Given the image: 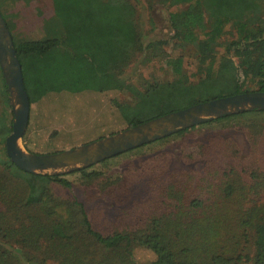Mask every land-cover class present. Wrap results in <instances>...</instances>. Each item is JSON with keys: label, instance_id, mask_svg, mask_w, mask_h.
Instances as JSON below:
<instances>
[{"label": "trees", "instance_id": "obj_1", "mask_svg": "<svg viewBox=\"0 0 264 264\" xmlns=\"http://www.w3.org/2000/svg\"><path fill=\"white\" fill-rule=\"evenodd\" d=\"M8 1L0 0V11ZM52 1L55 14L45 23L46 37L14 40L31 104L51 94L128 91L129 100L116 103V109L128 127H135L242 94L247 80L264 92V0H178L189 8L172 14V38L197 46V78L186 75L183 59L177 58L171 61L179 77L175 82L149 83L137 91L119 75V60L143 46L133 0ZM221 47L225 55L218 59ZM261 114L264 110H248L215 118L98 165L56 175L18 168L4 145L10 129L0 122V264H138V247L153 253L150 264H239L250 260L252 240V264H264V123L249 121L255 145L242 162L233 140L216 137L197 144L188 169L141 159L146 150L214 123L255 120ZM129 154L138 155L141 164L130 160V169L103 193L81 189L85 202L59 197L52 189H72V176L95 188L109 179L101 169ZM5 176L17 182H3ZM94 200L105 207L104 201H111L117 209L98 217L97 207L86 206Z\"/></svg>", "mask_w": 264, "mask_h": 264}, {"label": "rangeland", "instance_id": "obj_2", "mask_svg": "<svg viewBox=\"0 0 264 264\" xmlns=\"http://www.w3.org/2000/svg\"><path fill=\"white\" fill-rule=\"evenodd\" d=\"M133 4L136 9V29L143 46L140 51L126 53L125 60H119L121 78L124 81H129L128 83L133 85L135 91L142 90L149 83H172L179 77L176 75L171 61L182 58L185 74L196 79L197 75H193L197 73L198 69L197 46L195 44H180L177 39L172 38L174 34L172 14L180 15L189 8V3H182L178 0L175 3L161 2L160 0H133ZM1 13L6 16L13 40H40L46 37L45 23L54 17L55 10L52 0H10L3 6ZM204 30L206 29L199 31L200 38H203ZM227 30L231 31L230 27H227ZM229 37L231 38L232 35ZM150 45L151 48H149ZM215 55L218 59L225 55V48H219ZM241 89L242 93H250L256 92L258 88L254 82L247 80L244 81ZM8 91L0 65V122L4 128L10 129L7 138L13 132L15 121L11 95ZM129 98L130 92L128 91L51 94L39 103L31 104L30 124L19 145L27 153L48 155L74 150L86 144L106 139L117 132L130 129L132 127H128L116 109V103H123ZM249 121L264 123V114L257 116L255 120L248 118L231 124L214 123L183 140L166 144L160 148L151 149L152 147H150L151 150H146V154L141 159L143 162L148 160L151 162L160 160L161 163L169 162L171 169H188L191 166L188 157L195 156L197 144L205 143L211 137H216L220 140H233L235 142L233 149L240 151V153H236V156L242 162L255 145L254 139L249 135L251 131L248 130ZM4 145L6 148V140ZM137 156L129 154L112 160L109 167L101 169L109 179L103 180V183L95 188L86 186L83 180L72 176L70 177L74 183L72 189L65 190L58 186H54L52 189L59 197H76L81 202H85L81 189L87 187L90 192L103 193L104 190H108L114 185L115 179L121 173L130 169V160L134 159V164L137 166L141 164L140 161H137ZM0 170H3L2 167ZM57 172L70 173L67 169ZM134 175L138 177V174ZM2 178L0 176V179ZM243 179L245 180V176ZM3 182L15 184L17 179L5 176ZM98 202L94 200L86 205L87 209L97 207L98 217L110 216L114 209H117V206L111 201H104L107 204L106 207L97 206ZM101 211H104L105 214L102 215ZM98 219V222L101 223L102 220ZM97 225L99 224H95V226ZM248 248L250 260L246 262L245 259L239 264L253 263L251 261L255 254L253 240L248 242ZM135 258L138 264H150L155 260L153 253L142 247L135 249Z\"/></svg>", "mask_w": 264, "mask_h": 264}, {"label": "water", "instance_id": "obj_3", "mask_svg": "<svg viewBox=\"0 0 264 264\" xmlns=\"http://www.w3.org/2000/svg\"><path fill=\"white\" fill-rule=\"evenodd\" d=\"M0 65L5 77L15 121L13 132L6 139V153L21 170L28 173L64 174L97 165L105 160L127 153L180 130L199 126L209 120L248 110H264V92L242 93L199 103L183 110L169 113L106 139L86 144L80 148L48 155L25 152L19 145L29 126L31 102L25 89L21 63L17 57L14 40L0 11ZM71 168V169H70Z\"/></svg>", "mask_w": 264, "mask_h": 264}, {"label": "crops", "instance_id": "obj_4", "mask_svg": "<svg viewBox=\"0 0 264 264\" xmlns=\"http://www.w3.org/2000/svg\"><path fill=\"white\" fill-rule=\"evenodd\" d=\"M30 120H31V112H30ZM29 124H30V122H29Z\"/></svg>", "mask_w": 264, "mask_h": 264}]
</instances>
